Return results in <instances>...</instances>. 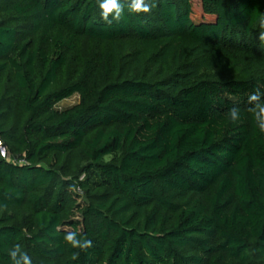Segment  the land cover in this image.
Segmentation results:
<instances>
[{"label": "trees", "instance_id": "obj_1", "mask_svg": "<svg viewBox=\"0 0 264 264\" xmlns=\"http://www.w3.org/2000/svg\"><path fill=\"white\" fill-rule=\"evenodd\" d=\"M262 31L264 0L111 25L97 0H0V264H264Z\"/></svg>", "mask_w": 264, "mask_h": 264}, {"label": "clouds", "instance_id": "obj_2", "mask_svg": "<svg viewBox=\"0 0 264 264\" xmlns=\"http://www.w3.org/2000/svg\"><path fill=\"white\" fill-rule=\"evenodd\" d=\"M100 19L111 25L113 22L119 23L125 17V9L130 14H150L156 7V0H97ZM258 39L264 42V31L260 32ZM248 103L251 105L247 109L252 115V119L261 134H264V93L259 89L249 94ZM227 116L235 123L240 119V109L232 107L228 110ZM64 240L71 245L73 249L87 251L92 248L93 241L76 231H68L64 235ZM8 255L11 258V264H31V257L21 251V246L16 244L9 250ZM80 252H73L72 259L77 260ZM19 257V259H17Z\"/></svg>", "mask_w": 264, "mask_h": 264}, {"label": "rangeland", "instance_id": "obj_3", "mask_svg": "<svg viewBox=\"0 0 264 264\" xmlns=\"http://www.w3.org/2000/svg\"><path fill=\"white\" fill-rule=\"evenodd\" d=\"M195 11L197 12V15H200V11H199V7H198V5H196V7H195ZM76 102H77V98H76V97H72V98H70V99H68V100L63 101V102L60 104V106H61V107H69V106L75 104ZM0 155H1L3 158H5V159L10 160V156H9L7 150H6L5 147H4L3 145H1V144H0Z\"/></svg>", "mask_w": 264, "mask_h": 264}, {"label": "built area", "instance_id": "obj_4", "mask_svg": "<svg viewBox=\"0 0 264 264\" xmlns=\"http://www.w3.org/2000/svg\"><path fill=\"white\" fill-rule=\"evenodd\" d=\"M0 144H1V143H0ZM19 163H20V164H23V163H24V161H20Z\"/></svg>", "mask_w": 264, "mask_h": 264}]
</instances>
